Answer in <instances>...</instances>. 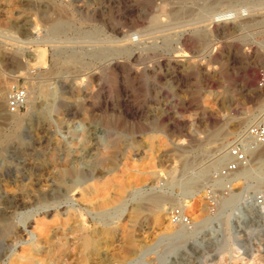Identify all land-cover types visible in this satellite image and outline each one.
<instances>
[{"label":"rangeland","instance_id":"374dc122","mask_svg":"<svg viewBox=\"0 0 264 264\" xmlns=\"http://www.w3.org/2000/svg\"><path fill=\"white\" fill-rule=\"evenodd\" d=\"M262 51L264 0H0V264H264V218L214 179Z\"/></svg>","mask_w":264,"mask_h":264},{"label":"built area","instance_id":"2783aa9c","mask_svg":"<svg viewBox=\"0 0 264 264\" xmlns=\"http://www.w3.org/2000/svg\"><path fill=\"white\" fill-rule=\"evenodd\" d=\"M258 89L264 93V69L259 74ZM27 91L21 88H14L10 91L7 99V107L10 113L21 112L27 105ZM264 148V111L258 120L249 126L227 150L229 161L220 168L214 175V179L223 181V189L227 193V200L236 199L237 208L241 213H263L264 212V186L259 190H250L242 185L234 190L240 172L249 167L253 151ZM236 191V193H235ZM233 195V196H232ZM208 205L215 207L217 201L215 190L207 194ZM170 222L175 228L187 229L192 226V220L185 207L174 208L170 213Z\"/></svg>","mask_w":264,"mask_h":264},{"label":"bare ground","instance_id":"6f19581e","mask_svg":"<svg viewBox=\"0 0 264 264\" xmlns=\"http://www.w3.org/2000/svg\"><path fill=\"white\" fill-rule=\"evenodd\" d=\"M163 9V7H162ZM165 10V9H164ZM62 22V21H60ZM59 22V24L57 25H53V31L57 32V31H62L61 28L62 27V24ZM160 22V21H158ZM198 23V22H197ZM259 63H262V61H264V51H262L260 54H257V60ZM259 65V64H258ZM3 85V84H2ZM2 91V90H1ZM7 91V90H6ZM6 94V93H5ZM263 112V106L261 107H257L255 109H252L251 111H249V116L247 119L245 120H240V122L238 123V125L236 126V128H241L242 126L244 125H247L248 122H251V121H257L258 118H259V115L260 113ZM258 113V114H257ZM257 151H253L251 156L253 154H256ZM258 156V155H257ZM251 159V158H250ZM251 161V160H250ZM258 161H261L263 162L262 164H264V150L262 152H260L259 156H258ZM163 199V198H162ZM169 200V199H168ZM149 201L152 203L151 205L156 208L157 210H162V206H163V200H161L160 198H156V197H153V198H150ZM185 207V206H184ZM187 208V207H186ZM189 208V207H188ZM141 210V209H140ZM163 211V210H162ZM190 212V210H187ZM138 213H140V211H138ZM247 216V215H245ZM256 216L260 217L261 219L264 218V213H258L256 214ZM249 217V216H248ZM44 227V226H43ZM174 227L173 225H170V228ZM88 242V241H87ZM87 246V245H86ZM234 246V245H233Z\"/></svg>","mask_w":264,"mask_h":264}]
</instances>
